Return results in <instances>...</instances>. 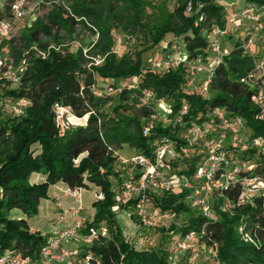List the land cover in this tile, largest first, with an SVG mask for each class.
Returning a JSON list of instances; mask_svg holds the SVG:
<instances>
[{"label": "trees", "instance_id": "obj_1", "mask_svg": "<svg viewBox=\"0 0 264 264\" xmlns=\"http://www.w3.org/2000/svg\"><path fill=\"white\" fill-rule=\"evenodd\" d=\"M219 1L176 0L173 13L163 15L158 24L149 28V49L162 54L163 44L173 40L179 43L182 54L189 61L198 56L205 59L209 31L216 26L223 29L229 16ZM224 1L231 5L229 1L232 0ZM129 2L134 11L131 33L136 34L145 29V25L140 23L144 5L139 0ZM255 2L264 5L261 0H243L244 7ZM188 5L190 11L186 12ZM42 12L43 17L32 28L26 29L22 36L6 44L14 64L22 58L24 53L21 51H29L32 46L47 53V56L41 59L29 51L30 55L24 57L27 70L14 95L16 100L28 99L30 105L21 118L3 116L0 119V255L10 253L37 257L39 249L54 233L43 235L38 231L31 232L29 220L37 215L39 203L47 198L48 189L62 184L67 191L95 189L103 194V200L94 199V215L87 222V228L99 227L104 222L108 229V235L100 237L90 247L102 264H172L166 248L171 242L168 234L170 230L180 236L189 231L202 232L199 240L201 251L209 254V249L215 247L209 254L213 261L206 264H264V193L226 211L223 209L225 202H234L239 190H223L212 202V220L204 218L197 209L188 206L183 194H155L152 202L156 209L168 213L170 217L185 215L186 221L179 227H161V242L154 249L136 250L125 242V234L116 224L111 211L115 201H119L118 192L122 183L130 178L128 174L116 170L117 150L122 146H128L135 154L151 155L156 141L168 135L173 147L181 151L189 140L184 137L185 127L190 125L188 122L198 113L214 109H223L230 117H240L249 138L264 140V111L252 104L254 91L239 82L254 67V59L241 48L245 38L239 37L233 45L228 46L230 54L215 67L208 93L204 96L200 92L201 81L195 82L191 87L193 91L187 92L188 72L184 66L166 68L164 71L149 67L145 69L141 55L146 49L138 52L135 60H131L128 54L116 55L111 28L101 22L96 8L72 0L69 7L55 4L43 8ZM173 17L177 20L175 23L171 21ZM80 18L91 20L98 32V39L92 46L94 55H106L103 67L94 69L101 84L98 88L90 74L81 79L87 72V60L82 50H69L65 47L60 52L54 48L49 49V44L41 42V38H50L58 46L59 32L64 30L69 35L74 34V28L79 23L76 19ZM251 25L250 31L256 30L257 33L256 42L261 41L264 45V16ZM228 31L224 42L237 35L231 29ZM20 37L22 48H16L15 44ZM129 78H137V86L127 85L125 81ZM109 79L113 82L109 83ZM121 79L124 82H120ZM103 85L115 88V95L112 96L115 104L111 108L114 112L112 121L107 120L103 111L108 101L102 94L105 93L103 89L107 90ZM128 86L137 102L146 97L145 90H150L157 101L164 100L171 107L173 114L178 113L183 104L187 105L184 125L174 132L168 124L152 122V134L143 136L142 128L149 123L146 119L151 115L152 103L139 109L136 104L137 110L132 102L128 105L126 100L129 96L124 92ZM96 91L99 95L95 94ZM54 103L68 109L76 119L85 121L87 118L85 125L68 126L60 130L52 111ZM129 110L136 114H125ZM260 115L261 119L258 118ZM33 146L39 147L40 151L37 152ZM237 154L242 160L254 161L252 175L264 181V152L249 149ZM199 160L200 156L195 152L184 160L178 158L175 165L184 174L191 176ZM32 175H39L41 179L30 183ZM123 207L127 210L129 204L125 203ZM12 211L21 216L18 214L17 218H11L9 214ZM200 261L199 257L195 264ZM178 264L187 262L181 260Z\"/></svg>", "mask_w": 264, "mask_h": 264}, {"label": "built area", "instance_id": "obj_2", "mask_svg": "<svg viewBox=\"0 0 264 264\" xmlns=\"http://www.w3.org/2000/svg\"><path fill=\"white\" fill-rule=\"evenodd\" d=\"M264 1V0H261ZM258 2L246 5L242 10L229 14L225 27H213L209 31L207 56H201L189 61L182 54L180 45L176 41L164 43L163 59L158 63L165 68L184 66L188 72L186 87L195 85L196 79L201 77L200 92L207 95L210 82L215 73V67L230 54V49L224 46V37L228 30L236 33L235 26L238 17H249L250 23H257L261 16H264V5ZM48 0H0V100L1 94L6 85H19L27 70L26 54L17 64L7 54L6 44L10 42L20 30L22 22L36 16L40 10L46 8ZM219 5L225 9L231 7L224 0L219 1ZM190 11V5L186 12ZM77 21H84L87 27L92 30L95 38H98L96 28L90 25L86 19L80 18ZM201 20V17L198 21ZM239 20V22H240ZM257 39L256 30L248 32L242 42L243 52L254 59V67L241 77L239 82L248 86L254 91L251 102L254 106L264 111V45H261V55L259 59L250 52ZM97 39H95L96 41ZM257 43V42H256ZM173 48V50H172ZM52 49V47H49ZM167 49V50H166ZM56 50V49H55ZM37 57L45 59L47 53L39 51L36 46L29 50ZM114 53H116L114 51ZM85 56V51H83ZM106 60V55L91 58V67H101ZM205 60V61H204ZM257 61V62H256ZM154 67V66H153ZM124 89H129L124 88ZM115 89L109 86L108 91ZM95 94L99 93L96 91ZM146 97H142L137 104V108L156 105V114H151L148 125L142 128V134L148 137L152 134L153 123L160 122L162 125H170L171 130L177 131L184 125L183 119L187 116V105L183 104L178 113L173 114L172 109L164 100H156L153 92L144 91ZM154 101V102H152ZM30 105L28 99L19 98L14 100L11 106L14 117L21 118L25 115L27 107ZM164 107V108H162ZM152 109V108H151ZM52 111L55 114L56 125L62 130L67 126H61L59 119L68 109L54 103ZM259 119L262 118L260 115ZM186 126V136L189 140L181 151H177L170 141L168 135H163L156 141V146L151 151V155L134 154L129 158L118 156L117 165L124 168L129 179L122 183L118 192V199L121 203L129 204L127 209L128 216L135 218L133 224L134 231L128 236L125 235V242L132 245L136 250L144 249L150 243L151 238L147 236L150 229L162 227L169 229L171 226L168 213L160 212L152 202L155 194L184 195L185 203L193 209H197L201 216L208 220L214 218L212 202L217 194L223 190H239V194L234 202L227 200L223 206L226 211H231L234 206L243 205L248 199L257 194L264 193V181L252 175L255 168L250 161H245L237 157V153L243 150L253 149L256 152H264V140L248 137V131L240 117H230L223 109H214L206 113H198L196 117L188 122ZM228 135L234 136L230 139V146L225 147L224 143ZM197 152L200 156L199 163L193 175L188 176L182 169L176 166L177 159L189 158L192 153ZM81 191H67V195L77 200L78 205L71 208L74 218V225L66 227L47 238L45 244L39 249L35 258L15 256L10 253L0 255V264H102L97 256L91 251L90 247L100 237L108 235L106 226L88 227V216L83 214L82 203L80 200ZM94 198L103 200L101 192H94ZM146 230V232H144ZM171 242L167 246V253L172 264H178L185 258L187 264H195L199 258V240L202 236L200 231H189L185 235H176L172 230L168 231ZM149 235V234H148ZM215 250L209 249L211 254Z\"/></svg>", "mask_w": 264, "mask_h": 264}, {"label": "rangeland", "instance_id": "obj_3", "mask_svg": "<svg viewBox=\"0 0 264 264\" xmlns=\"http://www.w3.org/2000/svg\"><path fill=\"white\" fill-rule=\"evenodd\" d=\"M78 2H81L87 6H90L92 8H96L97 12L99 13L101 17V22L105 26H109L111 28V36L114 39V42L116 43L114 46V51L117 53L116 55H124L128 54L129 58L131 60H135L136 54L140 52L141 50L146 51L142 53L141 57L143 58V66L144 68H154L157 71H164L166 68L162 65H159L158 63L163 59L160 55V51L156 52V50L149 49V46L151 45V31L149 28H151L153 25L158 24L162 18L163 15H171L176 7V0H139L143 5L144 9L141 13V20L140 23L145 25V29L143 31L133 34L131 33V26L133 23V9L132 6L129 4V0H77ZM227 1V0H226ZM49 4L46 8H49L55 4H61L64 6H70L72 3V0H48ZM232 2V3H230ZM229 4H231V7L227 8V12L229 14H234L237 10H242L244 8L243 0H232L229 1ZM47 9H45L46 11ZM43 17L42 10L39 11V13L36 16H33L29 19H27L25 22H22L20 26V30L15 36L17 38L18 36H22L26 29L32 28V26L37 22L39 18ZM241 17H238L237 22L235 24L237 28V35H233L229 40L225 41L223 44L225 47L229 45H233L236 42L237 38H245L248 32H251V21L249 17H243V20H240ZM87 20V19H86ZM240 20V22H239ZM173 23H175L177 20L175 17L171 20ZM87 22L92 25L91 20H87ZM93 26V25H92ZM94 27V26H93ZM95 28V27H94ZM59 36V45L57 46L55 43V40L50 38H41V42L49 44L50 47L56 49L57 51L65 50V47L69 50H75L80 49L85 51V59L87 60L86 63V74H83L81 76V79L85 77V75L90 74L91 80L95 82L96 88L100 87L101 84L99 83L97 76L95 74V67H91V58L95 57L97 55H94L92 46L96 43L95 36L93 35L92 31L87 27V25L84 23V21H80L74 28V34L69 35L64 30H61L58 34ZM18 42L15 44L16 48H22V42L21 37L18 38ZM174 42L171 40L170 43ZM177 44H179L177 42ZM165 44H163L164 46ZM261 41L256 43L249 48L250 52L254 53V55L259 57L262 53L261 51ZM14 48V49H16ZM167 50V49H166ZM173 50V48H172ZM155 52V53H154ZM21 53L30 55V52L28 49H24L21 51ZM9 55V52H7ZM117 56V57H118ZM264 56V55H262ZM149 59V63H148ZM154 66V67H153ZM103 67V66H102ZM143 68V69H144ZM143 71V70H142ZM145 71V70H144ZM143 71V72H144ZM148 71V70H146ZM145 71V72H146ZM80 79V81H81ZM201 80V77H198L196 81ZM110 81V82H109ZM109 83H112L113 80L109 79ZM120 82H124V79H121ZM127 85L129 86H137V78H129L127 81H125ZM98 86V87H97ZM105 85H103L104 87ZM107 90L103 89L105 93L103 94V97L107 98V104L104 106L103 111L106 114V118H108V121H112L114 112L111 111V108L115 105L112 96L115 95V91L112 90L111 92L108 91L109 86H105ZM128 88V87H127ZM191 88V87H190ZM19 86L18 85H6L5 90L1 94V100H0V119H2L3 116H8L13 118L14 115L11 110V106L14 105V99H16V96L14 95L16 91H18ZM115 89V88H114ZM125 93L128 94L129 98L126 100V103L129 105L131 102L134 105V108L136 109L137 100L133 97V91L130 89H124ZM190 91H193V89L187 90L188 93ZM149 91V90H146ZM152 92V91H150ZM154 102V101H152ZM157 105V104H156ZM156 105L152 106L151 114H156ZM156 106V107H155ZM164 108V107H162ZM137 110V109H136ZM120 111V110H119ZM132 114H136L135 111H131ZM130 110L128 112H125V114H131ZM63 116L60 117L59 123L63 127L69 125V126H83L86 123L85 121H81L80 119H76L74 116L67 115L66 112L62 113ZM234 136H229L227 140L224 143L225 147H228L230 144V139H233ZM33 148L39 152L40 148L37 146H33ZM119 152V155L123 156L124 158H129L130 156H133L135 152L129 148L128 146H122L117 150ZM84 156V155H83ZM254 161H251L253 164ZM116 170H120L124 174L126 171H124L119 165L116 167ZM31 178V177H30ZM29 178V182H31ZM63 185L58 184L55 187H50L47 192V198L42 199L39 203L38 212L37 215L30 218V231L31 232H40L43 235H49L52 233H56L58 231H61L62 226L68 224V227L74 225L73 217L71 218L68 210L66 207V204H68L70 207H76L78 205L77 200L71 198L67 195V192H64ZM96 192L95 189L93 190H84L81 191V205L83 208V214L88 216L89 219L93 217L94 215V209L92 207V203L94 202V195L93 193ZM59 204L62 208V210L58 209L56 205ZM124 204L120 201L116 202L114 204V207L111 208V211L115 217V222L119 226L120 230L125 235H130L134 229L133 224L136 222L135 218L129 217L127 210H125V207H123ZM71 208L69 209V211ZM196 212V211H195ZM20 213L12 211L9 216L11 218H17ZM65 214L64 221H61L62 215ZM21 216V215H20ZM72 216V215H71ZM186 217L185 215H179V216H172L170 218L171 225H174L176 227L181 226L183 223H185ZM70 224V225H69ZM100 226H105L104 222H101L99 224ZM161 228L156 227L154 229H150L148 232L144 230V232L147 233V236L151 238L150 243L147 244L145 248L154 249L157 247V245L161 242L160 236H161ZM149 234V235H148ZM162 248V247H160ZM167 248V247H166ZM202 248H199L198 255L200 257L199 264H206L205 262H212V258H210V255L201 251ZM185 258L182 259L184 261Z\"/></svg>", "mask_w": 264, "mask_h": 264}, {"label": "crops", "instance_id": "obj_4", "mask_svg": "<svg viewBox=\"0 0 264 264\" xmlns=\"http://www.w3.org/2000/svg\"><path fill=\"white\" fill-rule=\"evenodd\" d=\"M38 179H41V176H39V175H32L31 178H30V180H31L32 183H33V182H36ZM57 185H58V184H57ZM57 185H56V186H57ZM60 185H62V184H60ZM54 187H55V186H54ZM63 189H64V192H67V188H65V186L63 187ZM56 207H57L58 209L62 210V208H61V206H60L59 204H57ZM66 207L68 208V209H66V211L68 210V213H69L70 217L72 218V217H73V216H71V215H72V211H71V210L69 211V209H70V208H73V207H70L68 204H66ZM62 216H63V217L61 218V219H62L61 221H64L65 214H63ZM72 219H73V221H74V218H72ZM73 223H74V222H73ZM69 225H70V224H69ZM66 227H68V224L62 226L61 230L64 229V228H66ZM69 227H70V226H69Z\"/></svg>", "mask_w": 264, "mask_h": 264}]
</instances>
